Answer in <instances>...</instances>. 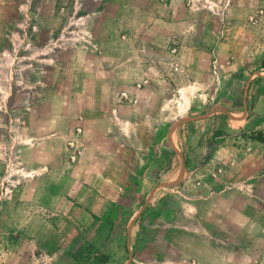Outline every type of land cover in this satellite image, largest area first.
<instances>
[{
    "label": "rangeland",
    "instance_id": "obj_1",
    "mask_svg": "<svg viewBox=\"0 0 264 264\" xmlns=\"http://www.w3.org/2000/svg\"><path fill=\"white\" fill-rule=\"evenodd\" d=\"M161 70L182 137L207 147L148 195L158 180L140 189L135 147L93 112L124 99L117 77ZM0 108L5 264H197L218 219L259 220L243 244L264 250V0H0Z\"/></svg>",
    "mask_w": 264,
    "mask_h": 264
},
{
    "label": "crops",
    "instance_id": "obj_2",
    "mask_svg": "<svg viewBox=\"0 0 264 264\" xmlns=\"http://www.w3.org/2000/svg\"><path fill=\"white\" fill-rule=\"evenodd\" d=\"M174 69L177 68L174 67ZM160 72V75L158 73L149 74L147 79H144V76H142L141 79L144 80L137 83V87L133 82L136 78L134 74L125 75L124 79L123 76L117 77V83L130 86V88L127 87L128 89H124V87L120 90V97H124V99L117 105L109 108L107 119H102L104 113L99 106L93 112L95 116V130L102 131L104 135L114 140L117 138L113 135V131L117 130L126 138L127 145L135 147L136 156L139 160V172L142 173L143 178V185H141L140 189L145 187L144 183L146 181L151 183L152 179L158 180L157 183L153 182V185L148 187L146 191L148 195L163 194L166 185H171L176 181L175 179L185 176L188 166L187 161L184 159V148L189 150V147H194L193 151H189L190 156L191 153L193 156H198V152L202 148L207 147V141L203 137L195 135V139H185L182 137L180 125L175 122L178 120L177 107L172 104V101L175 100L165 92V88H173L174 73L170 72L171 75H169L166 71L161 70ZM145 83H147V87L141 89ZM157 84H162L164 87L159 89ZM171 94L173 93L171 92ZM143 105H147L148 109L142 111ZM166 115L168 116L166 117ZM200 115H209V111L205 109V113L200 112ZM166 120L168 122H165ZM164 123H166L165 133L162 135L159 133V130L164 127ZM143 128L145 131H148L147 139H142L141 135L136 133ZM193 128V133H198L203 132L204 126L200 122H197ZM216 129L215 131L218 132ZM124 145L123 143H119V147ZM164 163H169L172 167L166 171L167 173L162 174L159 172L157 177V171L160 170L161 165ZM161 177H163L162 180ZM160 180L163 182L159 183ZM144 205L146 208H150L151 204L145 202ZM133 219H130L131 222ZM212 222L213 220L210 221V223ZM133 223L130 224V227L133 226ZM216 223L221 224L219 227H223L222 234L217 235L215 241H209L210 243L206 245L205 249L208 252V256L207 258L205 257V260L199 257L198 254L194 256L197 264H246L248 260L252 264H264L263 249L259 250L257 254H251L246 244H243V237L246 239L248 235L247 228L259 224V220L244 218L234 222L236 224H232L231 220L218 219ZM141 227V233L145 236L147 230L151 228V223L149 224V221L143 222ZM232 227L234 228L233 230L231 229ZM256 233L257 238L264 242V235L259 230H256ZM217 241L222 244L217 243ZM7 248L4 242H0V262L3 261V264H5ZM10 250L11 248H8V251Z\"/></svg>",
    "mask_w": 264,
    "mask_h": 264
},
{
    "label": "trees",
    "instance_id": "obj_3",
    "mask_svg": "<svg viewBox=\"0 0 264 264\" xmlns=\"http://www.w3.org/2000/svg\"><path fill=\"white\" fill-rule=\"evenodd\" d=\"M218 132H216V134H217Z\"/></svg>",
    "mask_w": 264,
    "mask_h": 264
}]
</instances>
